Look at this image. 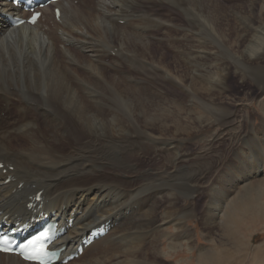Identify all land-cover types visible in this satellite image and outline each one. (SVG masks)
I'll return each instance as SVG.
<instances>
[{
	"label": "bare ground",
	"instance_id": "6f19581e",
	"mask_svg": "<svg viewBox=\"0 0 264 264\" xmlns=\"http://www.w3.org/2000/svg\"><path fill=\"white\" fill-rule=\"evenodd\" d=\"M257 3L60 0L54 4L60 7L58 19L51 8H43L48 22L32 26L9 27L0 18V218H20L21 223L34 215L27 204L41 190L35 214L53 211L54 216L73 218L60 240L69 250L92 226L108 221L107 234L66 264L160 263L162 237L176 247L172 237L179 224L196 215L191 204L181 219L180 193L186 198L209 180L197 179L182 142L205 123L229 127L235 110L218 98L231 73L242 68L260 84L258 93L264 91V0ZM2 12L12 13L6 0H0ZM178 29L184 31L180 37L170 35ZM150 37L183 42L176 69L165 63L163 54L155 57ZM102 43L108 52L98 48ZM146 77L153 88L146 86ZM164 80L178 95L174 104L162 100L158 91ZM196 101L206 122L194 114ZM258 107L263 113L259 123L250 112L243 116L254 145L244 150V139L237 135L239 154L220 175L229 183L224 193L236 192L227 204L240 194L264 190V100ZM154 156L160 159L144 164ZM210 165L195 167H201V174ZM181 167L187 169L184 175ZM218 198L203 207L199 218L206 227L219 225L212 208ZM160 205L167 209L163 218L156 209ZM168 222L174 232L167 231ZM0 264L34 263L0 253Z\"/></svg>",
	"mask_w": 264,
	"mask_h": 264
},
{
	"label": "rangeland",
	"instance_id": "374dc122",
	"mask_svg": "<svg viewBox=\"0 0 264 264\" xmlns=\"http://www.w3.org/2000/svg\"><path fill=\"white\" fill-rule=\"evenodd\" d=\"M230 1L233 0H225V2L227 3H229ZM261 1L262 0H257V5H262ZM53 22L55 21H52L51 23ZM140 22L147 25V22H145L144 20ZM44 30L45 28H42V31ZM182 32L184 31L182 30ZM182 32L180 29H178L177 32H171L170 35H178L180 37ZM150 38L153 41H151L152 44L155 45V57L163 54L165 63L170 64V67L176 69L175 65L178 66L180 64L175 61V57L179 52L178 49L182 47L183 42L180 41V39L177 40V43H172L171 41H160V39L157 38ZM106 46V44L102 43L98 46V48L102 50L104 49V51L108 52ZM106 61H108V59H106ZM180 62L181 65H185L183 61L180 60ZM180 70L181 69H179L178 72L182 73V70ZM156 73H158V71H156ZM251 76V74L247 75V73L244 72L242 68H240L239 73H231L227 79V90L221 95V97L218 98L219 102L224 105L225 108L231 109L232 111L235 110L233 120L230 123L231 126L229 124L228 128L227 125L224 127L225 124H223V122H214L208 124L205 123V126L198 128L196 132L192 134V137L188 141H186V143L182 142L181 144L183 145V151L186 152V155H188L189 158L192 159V162L194 161L193 167L196 171L195 174L197 179H199V181L201 180L200 182L206 181L208 179L209 180L208 184L203 186L202 189L201 186L199 187V185L197 184V188L194 189V192H192L191 195L186 198L183 196V194L180 193L179 196H181L182 198L180 197L177 206L179 208L178 213L180 214L181 219H185L184 214L189 210L191 204L194 207L196 215H192L186 218L184 225L179 224L177 235L172 237L178 244L176 247H169L167 236L162 237L161 250L163 252V259L159 261L160 263L158 264H161L163 260L165 264H264V190H252L250 192H247V194H242V196L240 194L238 197L235 196L234 200L231 203L227 204L226 200L228 201L229 197L233 198L236 192H234L233 194L231 193L230 196L226 195L224 192L226 191L225 189L229 186V183L223 181L220 177L223 172L225 173V171L227 170L226 167L230 164V162L232 163V161L235 160L234 156L239 154L237 153L239 152L237 151V147H239L240 143L243 141L244 144H242V146L244 150H247L249 146L254 145L253 142H255L256 140L254 136L253 140V137H251L249 134V130L247 129V127H245L246 123L243 116L244 114H246V112H250L256 118L255 122L259 123L260 116H262L263 113L262 110L258 107V103L264 100V91L261 92V94L258 93L257 87L260 84H258ZM146 79V86L149 88H153L151 78L146 77ZM162 85H166V87L163 88ZM159 89L160 90L158 91L163 95L162 100H165L167 98L168 101L165 100L166 102L174 104L173 100L178 99V95L174 93L176 91H174L171 83L167 80L161 82ZM172 89L173 91H171ZM177 91L182 94V92L178 88ZM147 92L150 94L149 90H147ZM164 95H167L168 97ZM109 104H111V102H109ZM179 106L183 108L185 107V105L182 104ZM159 109L160 107H158V110ZM204 112L205 111L201 107V103L199 101H196V106H194V114L195 116H201L204 122H206L207 115L206 112ZM237 135L239 137H242L244 140L238 141L239 137ZM257 152V150L254 151V155L260 157V151L258 152V154ZM156 158L160 159L159 157L154 156L153 159H149L151 161H147L148 159H146L144 161V164H151L152 162L156 161ZM205 161L208 162L205 163ZM198 164H206L207 166L210 164L211 165L209 166V170H206L205 168L203 169L204 173L199 174L201 167H195ZM186 171V167H181L180 175H184ZM200 176L203 179H201ZM208 185L212 188V190L214 189L213 191L215 193H217L215 194L213 191H211L210 193ZM215 187L218 188L217 191ZM220 187L222 188V190H220ZM183 191L187 192L185 188H183ZM216 195H219V197L221 198H218L219 204L216 203L215 207L212 208L217 211V221L219 222V225L212 226V224L206 227V225L202 222V220H200L201 218L199 217L204 215L203 207L206 205V203L208 205L211 200L213 201L212 198H214ZM162 207V205L156 207L159 213V218H163L164 212L167 211V209ZM172 225V222H168L166 224L168 232H174V226ZM189 230L192 232L191 248L189 247L190 245L186 242V240L190 236ZM220 245H222V249L219 248ZM207 252H209V255H206Z\"/></svg>",
	"mask_w": 264,
	"mask_h": 264
},
{
	"label": "snow or ice",
	"instance_id": "6c2138e0",
	"mask_svg": "<svg viewBox=\"0 0 264 264\" xmlns=\"http://www.w3.org/2000/svg\"><path fill=\"white\" fill-rule=\"evenodd\" d=\"M36 15H39V14H36ZM33 22H35V16L33 17ZM43 235L46 236L47 233L45 232V233H43ZM29 243L31 244V243H33V242L30 241ZM45 255H46V253H45ZM25 258H26V259H29V260H37V261H39V264H46V262H45L43 256H41V255H28V256H26Z\"/></svg>",
	"mask_w": 264,
	"mask_h": 264
}]
</instances>
